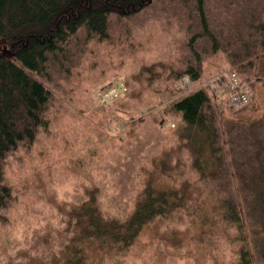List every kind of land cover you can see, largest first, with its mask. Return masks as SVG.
Wrapping results in <instances>:
<instances>
[{
    "label": "rangeland",
    "instance_id": "obj_1",
    "mask_svg": "<svg viewBox=\"0 0 264 264\" xmlns=\"http://www.w3.org/2000/svg\"><path fill=\"white\" fill-rule=\"evenodd\" d=\"M202 4L207 30L225 40V34L235 35L232 26L242 22L249 7L264 8V0ZM202 15L198 0H152L132 15L111 17L102 36L78 33L37 75L54 97L34 143L6 156L5 178L15 200L0 208V264H52L56 245L71 235L69 212L88 195H95L104 215L124 217L146 182L160 188L185 185L186 205L148 225L126 261L96 257L97 263L228 264L234 259L236 246L229 247L223 237L191 243L183 223L194 205L209 199L211 187L233 193L226 154H220L221 169L211 179L219 158L204 133L162 112L177 95L226 77L227 53L212 51L210 37L201 32ZM219 42L225 49V41ZM198 62L201 80L183 86L186 67ZM217 66L223 70L215 71ZM239 86L246 90L243 80ZM173 230L174 237L166 239ZM171 242L179 249L174 258Z\"/></svg>",
    "mask_w": 264,
    "mask_h": 264
},
{
    "label": "trees",
    "instance_id": "obj_2",
    "mask_svg": "<svg viewBox=\"0 0 264 264\" xmlns=\"http://www.w3.org/2000/svg\"><path fill=\"white\" fill-rule=\"evenodd\" d=\"M151 1L0 0V208L15 200L5 178L7 154L34 143L40 127L48 122L45 112L54 96L37 75L45 72L58 53L66 51L78 33L84 30L89 36H102L111 17H127ZM202 1L198 0L203 13L201 32L210 37L212 51L227 53L224 63L230 67L226 72L245 82L250 101L231 107L222 87L214 93L202 84L177 95L162 108L163 114L175 117L181 126L204 133L219 158V168L211 179L221 169V155L226 154L232 183L231 195L211 187L209 199L194 205L191 217L185 218L184 230L191 243L207 244V239L212 243L213 238L223 237L229 247L236 246L232 247L236 250L234 259L228 264H264V103L260 102L264 101V8L249 7L242 22L232 26L237 29L235 35L225 34V40L207 30ZM219 39L225 41V49L220 48ZM200 68V62L188 65L184 73L191 82L200 81ZM220 69L217 66L215 71ZM224 78L227 73L226 77H214L219 86ZM140 190L124 217L104 215L95 195H88L69 212L71 235L56 245L52 264H99L96 257L108 263L124 262L148 225L180 210L189 198L185 185L160 188L146 182ZM175 233L173 230L166 239L171 240ZM46 242L50 244V240ZM174 244L169 243L171 258L179 250Z\"/></svg>",
    "mask_w": 264,
    "mask_h": 264
},
{
    "label": "built area",
    "instance_id": "obj_3",
    "mask_svg": "<svg viewBox=\"0 0 264 264\" xmlns=\"http://www.w3.org/2000/svg\"><path fill=\"white\" fill-rule=\"evenodd\" d=\"M206 84L208 86L210 84L211 89H213L215 92L218 91L214 80L207 81ZM239 84L240 82L237 76H235L234 73L231 72L227 79L223 82V85L221 86L222 89L226 93H228L229 104L235 107H240L249 101L247 93L240 88ZM183 86H190V81L187 77H184Z\"/></svg>",
    "mask_w": 264,
    "mask_h": 264
},
{
    "label": "bare ground",
    "instance_id": "obj_4",
    "mask_svg": "<svg viewBox=\"0 0 264 264\" xmlns=\"http://www.w3.org/2000/svg\"><path fill=\"white\" fill-rule=\"evenodd\" d=\"M231 73V71L227 72V77L229 76V74ZM225 79V78H224Z\"/></svg>",
    "mask_w": 264,
    "mask_h": 264
}]
</instances>
